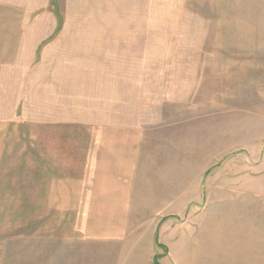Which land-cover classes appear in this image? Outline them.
Returning a JSON list of instances; mask_svg holds the SVG:
<instances>
[{"label":"rangeland","instance_id":"obj_1","mask_svg":"<svg viewBox=\"0 0 264 264\" xmlns=\"http://www.w3.org/2000/svg\"><path fill=\"white\" fill-rule=\"evenodd\" d=\"M158 110L137 185H79V122ZM0 264H264V0H0Z\"/></svg>","mask_w":264,"mask_h":264},{"label":"crops","instance_id":"obj_2","mask_svg":"<svg viewBox=\"0 0 264 264\" xmlns=\"http://www.w3.org/2000/svg\"><path fill=\"white\" fill-rule=\"evenodd\" d=\"M148 84L149 81L147 82L146 79L142 82V85L148 86ZM164 86L163 82L161 84L157 83L156 88L151 93L143 89L141 94L143 104L146 105L147 99L151 98L154 104L157 106L162 105L163 107L166 103ZM121 96H125V102L128 105L130 99H133L134 94L130 90H125V93L121 94ZM95 99L102 101L103 106V103H108L109 100L115 99V95L114 92L101 93L100 95L95 94ZM106 99L108 100L105 102ZM142 110L143 113H146L147 107ZM159 113L158 110L156 115L151 119L146 117V115H141L139 119L140 123L138 126L136 125L137 127H135L133 119L131 120V124L128 125V121L124 119L117 121L111 115L105 113L98 114L97 111L93 117L79 122L82 126L91 129L93 137V143L89 148L87 156V165L84 168L83 179L81 178L78 181L79 185L85 184L95 188L100 187V184L111 186L137 185L135 180L141 175L142 165L150 159V157L149 159L147 158L150 153L148 151L149 140L147 141L146 139L148 135L145 134V131L149 130L150 127H154L155 129L157 127L160 128V123L163 122L157 116ZM122 130L129 132H124L120 137H118L119 135L114 136V133ZM99 162L101 167L99 166ZM100 170L103 172L101 175L94 172ZM99 176L104 181L99 182L97 180ZM94 193H96V190H94ZM105 194L110 193L107 192ZM113 194L116 195L117 193L114 192ZM126 194V191H121L117 195L125 196ZM121 199L124 200V198Z\"/></svg>","mask_w":264,"mask_h":264}]
</instances>
